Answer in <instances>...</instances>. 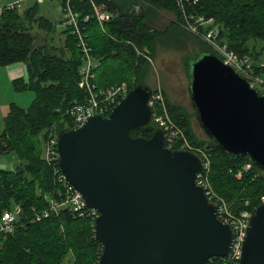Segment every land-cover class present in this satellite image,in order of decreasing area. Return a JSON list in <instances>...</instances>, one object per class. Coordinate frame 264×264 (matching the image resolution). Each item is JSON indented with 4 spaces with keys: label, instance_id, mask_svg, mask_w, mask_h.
<instances>
[{
    "label": "trees",
    "instance_id": "16d2710c",
    "mask_svg": "<svg viewBox=\"0 0 264 264\" xmlns=\"http://www.w3.org/2000/svg\"><path fill=\"white\" fill-rule=\"evenodd\" d=\"M58 1L62 8L65 0ZM93 2L98 11L112 13L102 25L88 0L70 1L75 10L89 15L87 21L80 22V27L99 63L92 70L91 79L97 89L121 81L128 83L127 91L138 84L147 85L145 80L152 68L144 55L153 58L159 45L183 49L188 37L194 39L197 49L193 55L182 57L187 76L189 61L200 52L217 55L208 43L182 28V13L175 0ZM183 6L186 11L212 17L218 27V39L239 56L249 58L255 73L264 78V0H184ZM160 12L174 15L163 29L154 26ZM33 29L43 35L33 33ZM38 34L42 35L40 42ZM81 58L75 35L69 28L58 31L56 23L40 14L38 2L20 10L1 12L0 67L24 63L27 79H14L12 85L15 90H31L34 96L27 107L9 103L3 116L4 127L0 130V153L11 151L18 159L13 169L0 168V212L13 205L21 209L13 231L0 235V264H63L68 254L69 264L98 262L102 247L94 237V221L90 217L75 216L64 208L40 221L32 220V209L45 207L44 195L57 188L53 172L56 162L54 166L43 157L46 136L50 130L57 134L64 128H73L74 123L65 112L87 99L86 91L79 84ZM151 92L149 122L131 128L129 134L149 138L157 128L155 115L167 117L183 131L191 146L208 152L210 184L231 211L252 212L264 197V172L250 163L246 155L224 151L213 139L197 133L193 126V108L191 113L185 105L173 102L164 91L156 99L155 91L151 89ZM164 145L167 146V140ZM180 146L175 141L171 149ZM245 164H249L247 169L243 168ZM209 262L233 264L220 257H210L206 264Z\"/></svg>",
    "mask_w": 264,
    "mask_h": 264
},
{
    "label": "water",
    "instance_id": "95a60500",
    "mask_svg": "<svg viewBox=\"0 0 264 264\" xmlns=\"http://www.w3.org/2000/svg\"><path fill=\"white\" fill-rule=\"evenodd\" d=\"M188 95L203 133L264 172V91L212 52L188 63ZM151 89L128 90L107 116L56 135L60 171L98 215L97 264H206L225 257L233 229L196 184L200 155L164 145V130L133 137L151 118ZM239 264H264V202L251 212Z\"/></svg>",
    "mask_w": 264,
    "mask_h": 264
},
{
    "label": "built area",
    "instance_id": "2783aa9c",
    "mask_svg": "<svg viewBox=\"0 0 264 264\" xmlns=\"http://www.w3.org/2000/svg\"><path fill=\"white\" fill-rule=\"evenodd\" d=\"M71 0H65L62 5L63 11V25L69 28L71 33L75 35L77 40V47L81 52L82 66L80 68V86L86 91L87 99L83 103H78L70 106L66 110V114L71 118L74 123L73 128L81 126L85 120L93 114L104 115L109 110H112L121 98L126 94L127 87L125 83H118L106 88L97 89L92 83L93 78L92 70L96 68L99 63L93 57L91 47L87 44L84 34L80 27V22H85L89 19L88 14H82L75 10L70 3ZM93 9L95 17L100 25L112 17V13L105 11H98L93 0H88ZM176 5L180 8L182 13L181 25L184 29L193 35L199 36L206 43H208L217 53V57L224 63L232 67L237 73L245 77L250 86L257 89H264V78L257 75L252 66V61L247 57H241L228 47L225 42L218 39V27L212 17H205L202 14L186 11L184 8V0H175ZM22 0H13L0 4V14L5 9H22ZM149 61L150 57L144 55ZM105 116V115H104ZM157 127L164 130V140H167V148L171 149L175 141L180 142V147L183 149L193 150L197 152L202 159V166L195 175V182L204 191L208 200L216 204V216L223 223L229 224L233 229V242L230 252L223 260H229L233 264H239L242 243L248 227L251 212L244 209L239 213L231 211L228 203L219 196L212 188L208 173L210 169V157L206 150L191 146L183 131L178 128L171 120L163 115H158L155 118ZM56 133L50 130L46 136L43 157L47 163L56 162L54 167V177L57 188L50 194H45L47 200L45 207L35 210L32 209L34 214L32 220L40 221L49 217L52 214H57L64 208H68L75 216L84 217L88 216L95 221L98 215L95 209L87 207L85 200L80 192H78L60 171L57 162L56 151ZM55 166V165H54ZM249 164L243 168L247 169ZM240 172L237 173V177ZM264 202V197H261V203ZM248 201L245 202L247 205ZM20 207L18 205L11 209H5L0 212V235L12 232L20 214ZM208 264H213L209 262Z\"/></svg>",
    "mask_w": 264,
    "mask_h": 264
},
{
    "label": "rangeland",
    "instance_id": "374dc122",
    "mask_svg": "<svg viewBox=\"0 0 264 264\" xmlns=\"http://www.w3.org/2000/svg\"><path fill=\"white\" fill-rule=\"evenodd\" d=\"M1 1L0 0V4ZM8 1L9 0H5ZM6 3V2H5ZM34 3V0L23 1V8L28 7ZM40 7V14L50 19L52 22H57L58 31L64 29V25L62 22H58L63 19V11L58 2V0H44L38 3ZM174 15L168 12H160L158 16V20L155 21L154 26L159 29H163L172 19ZM181 25V24H180ZM182 26V25H181ZM183 28V27H182ZM187 31L186 29H184ZM39 30L33 29V33H39ZM188 32V31H187ZM190 33V32H189ZM40 34H42L40 32ZM37 35V41L40 42L41 36ZM198 40H202L199 36L194 35ZM190 38V39H189ZM55 43H59L58 35L55 36ZM186 48L178 49L174 46H158L155 51V55L150 59V65L152 68V72L146 78V84L151 87L155 92L153 93V97L158 98L162 91H164L168 97L176 103H180L186 106V108L193 113L192 107L189 102L188 95V76L186 73V67H184L182 62L183 55H193L194 51L197 49V44L193 38L188 37L186 39ZM145 57V56H144ZM146 58V57H145ZM12 64H20V67L23 68L24 76L21 78L27 79V71L22 62H13L5 66L0 67V130L3 129V116L7 111L8 104L14 102L22 107H27L32 99L33 92L31 90H15L12 85V81L9 79V70L11 69L10 65ZM14 65H12L13 68ZM120 83H125L128 88V83L126 81H121ZM161 115V114H159ZM158 115H155V118ZM193 126L197 133L203 134V131L195 120L193 116ZM18 159L15 157L13 152L0 153V161L6 162V164L0 163V168L4 169H13L15 165L12 164V160ZM246 165V164H245ZM244 165V166H245ZM14 207V205L12 206ZM70 255L68 254L65 257L63 264L70 263Z\"/></svg>",
    "mask_w": 264,
    "mask_h": 264
},
{
    "label": "crops",
    "instance_id": "0c3cea01",
    "mask_svg": "<svg viewBox=\"0 0 264 264\" xmlns=\"http://www.w3.org/2000/svg\"><path fill=\"white\" fill-rule=\"evenodd\" d=\"M9 1H13V0H9ZM25 2V1H28V0H22V2ZM42 1H44V0H34V2H38V3H40V2H42ZM5 2H8V1H1V3L3 4V3H5ZM59 2V1H58ZM60 4V3H59ZM61 6V5H60ZM58 22H61V20H59ZM55 23V22H54ZM57 22H56V27H57ZM57 29H58V27H57ZM24 64V63H23ZM12 65H14L13 66V68H12ZM12 65H10V66H8V67H10L11 69L8 71L9 72V79H11V80H13V79H17V78H21L22 76H24V71H23V68H21L20 67V64H12ZM24 67H25V65H24ZM16 157V156H15ZM0 163L1 164H6V162H4V161H0ZM12 164L13 165H16L17 164V160L15 161L14 159L12 160Z\"/></svg>",
    "mask_w": 264,
    "mask_h": 264
}]
</instances>
